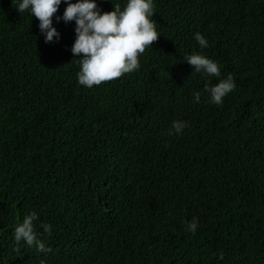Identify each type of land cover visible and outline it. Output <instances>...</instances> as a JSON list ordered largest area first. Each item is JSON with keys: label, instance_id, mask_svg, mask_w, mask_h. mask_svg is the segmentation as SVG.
Returning a JSON list of instances; mask_svg holds the SVG:
<instances>
[{"label": "trees", "instance_id": "trees-1", "mask_svg": "<svg viewBox=\"0 0 264 264\" xmlns=\"http://www.w3.org/2000/svg\"><path fill=\"white\" fill-rule=\"evenodd\" d=\"M66 6L45 43L38 18L0 0V264H264V0H154L139 70L92 88L75 22L55 19ZM196 32L219 77L184 61ZM229 74L235 89L210 103L205 86ZM177 119L188 127L169 135ZM33 210L48 254L14 239Z\"/></svg>", "mask_w": 264, "mask_h": 264}, {"label": "clouds", "instance_id": "clouds-1", "mask_svg": "<svg viewBox=\"0 0 264 264\" xmlns=\"http://www.w3.org/2000/svg\"><path fill=\"white\" fill-rule=\"evenodd\" d=\"M61 3L67 6L62 16H56L55 19L57 22H75V40L71 52L78 58V83L87 88L139 70V56L160 35L153 19L156 13L154 0H127L123 9L116 4L112 11H102L97 0H16V9L19 13L27 11L31 17L38 18V28L45 43H56L61 34L53 26V16ZM194 39L201 51L187 55L184 61L193 66V72L205 77H219V64L202 54L203 49L209 46L208 39L200 32L194 34ZM235 87V80L229 74L213 86L206 85L203 91L208 93L210 103L220 105ZM202 95L203 92L194 91L193 102L199 103ZM186 127L187 121L174 120L168 134H182ZM38 219V213L34 210L26 214L14 229V239L18 247L23 242L27 247L48 254L52 248L41 239V234L35 229L34 222ZM42 227L44 232L51 235L50 224H43ZM197 229L198 220L193 218L188 222L186 230L195 233Z\"/></svg>", "mask_w": 264, "mask_h": 264}, {"label": "water", "instance_id": "water-1", "mask_svg": "<svg viewBox=\"0 0 264 264\" xmlns=\"http://www.w3.org/2000/svg\"><path fill=\"white\" fill-rule=\"evenodd\" d=\"M98 203H99V199H98Z\"/></svg>", "mask_w": 264, "mask_h": 264}]
</instances>
